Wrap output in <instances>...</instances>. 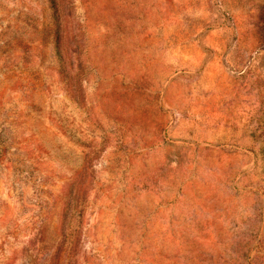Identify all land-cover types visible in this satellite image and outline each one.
<instances>
[{"label": "rangeland", "instance_id": "rangeland-1", "mask_svg": "<svg viewBox=\"0 0 264 264\" xmlns=\"http://www.w3.org/2000/svg\"><path fill=\"white\" fill-rule=\"evenodd\" d=\"M0 264H264V0H0Z\"/></svg>", "mask_w": 264, "mask_h": 264}]
</instances>
